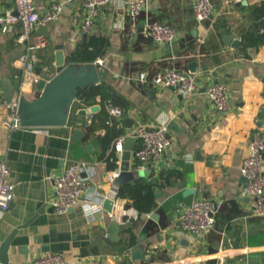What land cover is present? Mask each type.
<instances>
[{
	"label": "crops",
	"instance_id": "0c3cea01",
	"mask_svg": "<svg viewBox=\"0 0 264 264\" xmlns=\"http://www.w3.org/2000/svg\"><path fill=\"white\" fill-rule=\"evenodd\" d=\"M52 1L34 0L40 12ZM128 1L115 0L123 5ZM143 1L135 34L129 32L125 8L114 5L100 9L91 33L109 40L97 67L99 79L126 102L120 107L122 135L135 121L167 119L170 147L154 170H143L150 171L149 177L143 178L156 182L155 208L148 216L138 214L127 205V199L116 197L112 216L103 211L89 221L79 204L65 214L53 213L50 201L54 189L46 177L59 174L69 162L86 161L94 165L95 172L90 191L108 196L114 188L108 177L119 171V164L113 170L106 167L100 156L109 149L103 153L93 135L85 141L70 138L73 129L82 130L85 137L82 123L88 121L87 116L76 113L72 119L70 112L66 127L42 131H7L0 123V160L15 184L14 200L0 219V244L16 230L7 264H30L46 252L59 253L72 264H264V216L253 215V201L238 195L245 181L239 175V165L247 145L254 136L264 138V17L257 20L252 15L253 9L264 8V0H212L211 16L202 22L193 18V0ZM6 12H13V0H0V14ZM81 13L80 3H72L58 20L41 30L46 46L39 52L42 69L38 84L32 83V75L17 61L25 50L16 39L17 29L0 33V98L6 88L12 98L36 96L57 72L56 45L63 46L66 57L86 37L78 32ZM148 22L170 25L178 32L177 39L171 44L153 43L143 32ZM248 35L260 40L254 46L246 45ZM233 40H239L240 46L233 47ZM192 63L194 72L200 71L202 76L198 90L189 98L154 83L155 76L169 68L192 73ZM213 81L227 86L230 108L224 113L217 112L203 94ZM94 106L99 107L95 112L101 109ZM126 119L129 127L121 123ZM86 145L92 149L87 151ZM162 171L174 172L167 186H160ZM185 189L192 192L184 195ZM198 197L219 203L213 229L203 236L182 233L176 228L180 207ZM152 214L156 217L151 218ZM131 218L134 222L118 233L117 241L105 242L110 220L123 223ZM45 246L49 251H42ZM135 249L141 251L142 258L132 259Z\"/></svg>",
	"mask_w": 264,
	"mask_h": 264
},
{
	"label": "built area",
	"instance_id": "2783aa9c",
	"mask_svg": "<svg viewBox=\"0 0 264 264\" xmlns=\"http://www.w3.org/2000/svg\"><path fill=\"white\" fill-rule=\"evenodd\" d=\"M79 2L81 7V18L78 25V32L87 36L92 32L96 19L101 8L114 5L125 8L129 21V32L135 34L138 31L137 16L144 5L143 0H131L123 5L115 0H55L50 7L40 12L36 9L34 0H13V12L0 14V33H9L17 29V41L25 45V50L17 58L25 73L32 75V83L38 84L41 81L40 74L35 72L39 64V52L46 46V37L41 32L51 22L59 19L63 11L72 3ZM213 9L212 0H193V18L202 22L211 16ZM143 32L157 44H171L177 37L175 28L164 23H146ZM96 65H101L102 60L97 59ZM200 71L185 73L174 68L166 69L158 73L154 83L163 88H172L178 94L189 98L198 90L201 82ZM143 74L139 75V79ZM203 94L212 107L220 113L230 108V97L227 86L220 81H213L207 84ZM18 98L6 100L0 98L1 126L12 131L25 128L21 126L18 112ZM98 101L99 98L97 97ZM87 110L89 108H86ZM106 110L110 117L119 121L123 110L117 105H107ZM92 113H88L87 120L90 121ZM38 131H42L40 128ZM132 138L138 147L132 152V167L135 171L157 167L162 154L170 147L171 141L168 137L167 119L165 116L157 118L153 123L135 121L130 130L117 137L113 143V152L117 158L116 164L120 163L122 143ZM94 165L86 161L69 162L62 171L54 176L46 177L51 180L54 189V197L50 201L53 213L65 214L74 206L79 204L85 217L91 221L97 213L103 212L102 203L110 197L100 191H90V185L94 178ZM118 171H113L108 181L113 184V179ZM239 175L245 180L239 190V197L248 198L253 201L252 213L256 216H264V138L254 136L247 145L246 154L239 165ZM15 184L9 177V169L0 160V219L8 210L14 200ZM118 189L112 188L113 200L117 197ZM114 203V202H113ZM219 203L205 197L193 199L190 203L180 207L176 219V228L182 233L203 236L213 229L215 215L218 212ZM112 213H109V216ZM149 214L146 213V216ZM217 257L222 259L221 253ZM30 264H72L71 261L59 253L46 252L32 260Z\"/></svg>",
	"mask_w": 264,
	"mask_h": 264
},
{
	"label": "water",
	"instance_id": "95a60500",
	"mask_svg": "<svg viewBox=\"0 0 264 264\" xmlns=\"http://www.w3.org/2000/svg\"><path fill=\"white\" fill-rule=\"evenodd\" d=\"M261 35L264 37V32ZM240 44L241 42L239 40H233L231 42L233 47H238ZM62 49V45H56L55 47L54 66L57 69V72L45 82L42 89L34 98L28 99L21 97L19 99L18 112L22 127L40 129L66 127L72 105L76 98L77 90L99 83L100 79L98 67L95 63L66 64V57ZM195 70L196 65L192 63L190 71L194 72ZM35 72L40 74L41 67H36ZM5 90L6 93L4 99L9 101L12 99V94L9 89L6 88ZM98 108V106H92L88 110L86 108H82L77 110V114L87 116L89 112L94 113L98 110ZM261 115L264 117V109L261 110ZM121 123L127 124L128 127L130 126V121L127 119L121 120ZM83 136L84 133L82 130L73 129L70 138L80 141L83 139ZM133 146L134 140L132 138H127L122 143L119 171L117 176L113 179V184L117 189L121 185L137 178L143 176L149 177L150 171H135L130 169ZM85 149L90 151L92 146L86 145ZM150 180L155 182L154 178H151ZM189 192H192V190L185 189L183 194L185 195ZM109 196L112 197V195ZM158 196L159 195L157 193L156 197ZM110 197L104 199L102 203L103 211L106 214L113 213L115 211V206H113V201ZM150 217L154 218L156 215L152 214ZM133 222L134 219L132 218L123 223H119L114 219L110 220L106 226L107 235L105 242L110 243L112 241H117L118 233L125 232ZM15 232L16 230H14L0 244V262L2 264L8 263L7 251ZM42 251H49V247L45 246ZM139 258H142L141 251L139 249H135L132 254V259L137 260Z\"/></svg>",
	"mask_w": 264,
	"mask_h": 264
},
{
	"label": "trees",
	"instance_id": "16d2710c",
	"mask_svg": "<svg viewBox=\"0 0 264 264\" xmlns=\"http://www.w3.org/2000/svg\"><path fill=\"white\" fill-rule=\"evenodd\" d=\"M252 15L255 19L261 20L264 17V8L253 9ZM259 40L260 37L255 39L251 35H248L246 36V45L254 46ZM108 46L109 40L107 37L90 33L76 43L68 52L66 55V64L93 63L105 54ZM41 89L42 87H40ZM97 97L99 98L98 101L96 100ZM96 104L100 105L101 109L98 112L92 113L90 121L82 123L86 131L83 140L85 141L89 136L93 135L94 141L102 149L103 153L109 149L106 155L102 154L100 157L106 163V167L109 170H113L117 167V158L113 152V143L117 137L122 135V130L120 129L119 121L110 117L106 107L109 104L122 107L126 105V102L113 87L100 79L96 85H89L77 90L76 98L71 108L72 119L77 117L76 111L79 108H90ZM100 129L103 131V134H96V131ZM110 146H112L111 149ZM137 147L138 145L134 149ZM172 175H174L173 171H162L160 173V179L163 183L159 185H169V178ZM154 183L147 181L143 177L137 178L118 187L117 197L127 199L129 201L127 205L132 206L138 214L150 213L155 208L153 186L156 185V182Z\"/></svg>",
	"mask_w": 264,
	"mask_h": 264
}]
</instances>
